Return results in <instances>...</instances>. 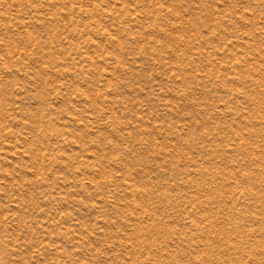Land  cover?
Masks as SVG:
<instances>
[{"label":"rangeland","instance_id":"rangeland-1","mask_svg":"<svg viewBox=\"0 0 264 264\" xmlns=\"http://www.w3.org/2000/svg\"><path fill=\"white\" fill-rule=\"evenodd\" d=\"M0 264H264V0H0Z\"/></svg>","mask_w":264,"mask_h":264}]
</instances>
